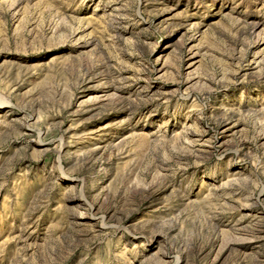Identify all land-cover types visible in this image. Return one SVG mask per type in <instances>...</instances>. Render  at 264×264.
Masks as SVG:
<instances>
[{
	"label": "rangeland",
	"instance_id": "rangeland-1",
	"mask_svg": "<svg viewBox=\"0 0 264 264\" xmlns=\"http://www.w3.org/2000/svg\"><path fill=\"white\" fill-rule=\"evenodd\" d=\"M17 1L0 264H264V0Z\"/></svg>",
	"mask_w": 264,
	"mask_h": 264
},
{
	"label": "bare ground",
	"instance_id": "bare-ground-1",
	"mask_svg": "<svg viewBox=\"0 0 264 264\" xmlns=\"http://www.w3.org/2000/svg\"><path fill=\"white\" fill-rule=\"evenodd\" d=\"M19 1H20V0H18L16 3H18ZM16 3H15V4H16ZM254 225H255V224H254ZM253 230H255V229L252 228V231H253ZM257 230H258V229H257Z\"/></svg>",
	"mask_w": 264,
	"mask_h": 264
}]
</instances>
